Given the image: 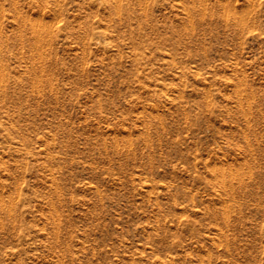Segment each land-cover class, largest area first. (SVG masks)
<instances>
[{
  "label": "rangeland",
  "instance_id": "1",
  "mask_svg": "<svg viewBox=\"0 0 264 264\" xmlns=\"http://www.w3.org/2000/svg\"><path fill=\"white\" fill-rule=\"evenodd\" d=\"M0 264H264V0H0Z\"/></svg>",
  "mask_w": 264,
  "mask_h": 264
},
{
  "label": "bare ground",
  "instance_id": "2",
  "mask_svg": "<svg viewBox=\"0 0 264 264\" xmlns=\"http://www.w3.org/2000/svg\"><path fill=\"white\" fill-rule=\"evenodd\" d=\"M220 170V169H219ZM235 171V170H234ZM219 174V173H218ZM234 175V174H233ZM222 178V177H221ZM222 180V179H221Z\"/></svg>",
  "mask_w": 264,
  "mask_h": 264
}]
</instances>
